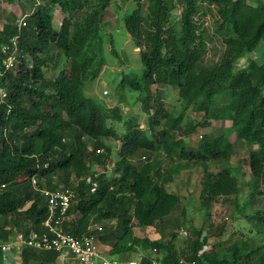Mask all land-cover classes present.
<instances>
[{
  "label": "trees",
  "instance_id": "1",
  "mask_svg": "<svg viewBox=\"0 0 264 264\" xmlns=\"http://www.w3.org/2000/svg\"><path fill=\"white\" fill-rule=\"evenodd\" d=\"M48 1L58 3L69 15L60 31L56 30L53 15L46 7ZM92 1L44 0L28 19V25L21 34V70L0 80L8 91L6 99H0L2 245L13 236L11 232L4 233L8 225L25 235L32 230H43L42 223L48 216L47 202L33 189L32 176L40 174L47 179L50 188L56 186V178L59 180L57 183L72 186L71 177L82 179L88 167L90 148L86 138L94 140L95 151H102L109 150L102 141L103 137H119L117 131L108 126V117L101 104L83 93L88 75L92 72L96 79L105 66L101 26L111 0H97L98 4L90 7ZM129 1L137 3L138 9L125 19V27L140 47L144 71L140 77L142 80L123 78L121 86H131L142 94L146 93L143 105L147 112L152 108L153 85L180 89L184 109L178 116L162 108L156 109L149 117L154 139L139 128H132L123 136L120 160L114 170L116 177L106 182L102 180L91 196L87 195L85 181L75 187L79 201L74 209V197L66 231L74 235L93 234L98 242L101 237L110 240L109 234L98 237V230L89 231V227L93 216L99 213L103 219H113L118 216V208L122 211L115 233L119 240L112 245L111 255L129 253L135 247H141L147 251L148 258L157 250V258L163 264H180L183 258L194 264H224L226 260H221L215 251L200 253V248L195 245L193 252L185 255L173 241L141 238L134 234L133 219L140 227L153 226L165 210L172 211L176 207L179 197L169 192L165 183L155 180L156 163L139 168L130 158L142 151L163 149L171 155L175 149H180L181 161L230 160L235 147L240 144H257L258 150L250 152V168L264 181V65L253 63L238 72L233 69L232 62L212 69L204 64L209 37L205 23L212 21L218 26L217 32L226 37L230 46H234L236 40L229 36L239 29L237 15L240 2L148 0V13L143 15L140 8L143 0ZM174 9H178V13ZM16 34V26L4 27L0 37L1 63L5 57L2 45ZM259 40H264V11L257 19L252 36L243 38V50L237 56L244 50H251ZM51 47L58 48L70 59V68L62 71L55 80L46 78L47 58L53 61L54 56L42 58V54ZM26 53L33 59L32 67L26 62ZM52 89L54 92H49ZM218 95L231 98L225 106V114L216 109ZM189 110L203 112L206 119L227 117L231 124L222 135L203 137L200 149L192 151L176 134L182 129ZM118 119L122 120V116L119 115ZM27 129L34 130L27 133ZM133 202L132 216L128 206ZM101 204L108 205V211L101 212ZM74 215L76 217L72 219ZM2 245L0 264H5L7 256ZM57 257L54 251L25 247L21 264H56ZM255 264H264V258L257 259Z\"/></svg>",
  "mask_w": 264,
  "mask_h": 264
},
{
  "label": "rangeland",
  "instance_id": "2",
  "mask_svg": "<svg viewBox=\"0 0 264 264\" xmlns=\"http://www.w3.org/2000/svg\"><path fill=\"white\" fill-rule=\"evenodd\" d=\"M34 1L0 0V37L6 25L17 26L20 19L31 12L35 5ZM232 1L240 2L237 15L239 29L238 32L231 33L229 36L236 40V44L230 46L226 37L217 32L218 26L211 23L212 21L205 23L209 37L206 40L204 64L212 69L232 62L233 69L238 72L247 69L253 63L263 66L264 40L257 41L251 50H244L240 56L237 54L241 49L243 50V38L252 36L257 19L264 11V0ZM97 4V0H94L90 3V7ZM46 5L53 15L56 30H62L64 21L69 15L58 3L48 1ZM140 8L142 14L147 15L148 0H143ZM136 9L138 4L133 1L111 0L101 26L105 66L96 79L91 72L84 83V95L101 104L108 117V126L115 129L119 135L118 138L103 137L102 141L109 150L102 151H95L94 140L86 138L90 148L87 170L82 179L78 180L72 176L71 182L76 187L80 181H85L88 196L96 192L102 180L106 182L116 177L114 170L120 160L122 138L126 133L132 128H139L154 139L150 130L149 117L154 115L156 109L162 108L173 116L180 115L184 109V98L180 94V89L166 85H153L152 108L151 112H147L143 105L146 93L142 94L140 90H135L131 86H121L123 78L128 80L137 77L136 80H138L144 71L140 47L125 27V19ZM174 10L175 13L179 11ZM45 55L54 56L53 61L47 58L46 78L48 80L57 79L62 71L70 68V59L58 48L47 49L42 54V58ZM25 59L28 66L32 67L33 59L28 53L25 54ZM20 63L21 59L18 56L17 64L8 74H18V70H21ZM3 67L4 64L0 59V80L3 77H9V75L1 74ZM105 91H108V94ZM49 92L53 93L54 90ZM6 93L8 91L0 82L1 100ZM230 102L231 98L218 95L216 109L222 110L225 114V106ZM119 115L122 116V120L118 119ZM203 120H206V123H203ZM199 123L200 125L196 126ZM230 124L227 117L222 120L214 119L213 116L206 119L203 112L189 110L184 118L182 129L177 130L176 134L178 139H184L189 150L196 151L201 147L203 140L200 138L201 135L203 137L222 135ZM32 130L27 129L26 132L29 133ZM258 148L257 144H240L235 147L230 160L208 162L181 161L180 149H175L171 155L159 149L155 152L142 151L131 157V161L139 168L156 163L155 180L165 183L168 191L179 197L176 207L172 211L165 210L153 226L140 227L133 219L134 234L141 238L173 241L180 253L185 255L193 252L192 247L195 245L200 248V253L215 251L221 260H226L224 264H255L257 259L264 258V181L251 171L249 159L250 152ZM144 156L147 157L146 160L143 159ZM56 181L59 180L56 178ZM116 189L117 187L114 191ZM75 197L74 209L79 201L77 193ZM134 205L135 202L128 206L129 214L132 216ZM108 209V205H100L101 212L105 213ZM116 209L118 216L113 219H103L98 213L91 220L92 229L99 232L98 237L104 234H109L111 237L110 240H104L102 237L99 240L101 250L107 254L112 245L119 240V235L115 233L119 228L122 211ZM75 217V215L71 216L72 219ZM7 232H11L13 236L18 235L12 229V225L6 226L4 233ZM2 240L0 233V245L3 243ZM146 253L147 251L143 248L135 247L133 251L125 253L124 258H136ZM235 253L237 255L232 258ZM11 254L7 256L5 264H21L20 258Z\"/></svg>",
  "mask_w": 264,
  "mask_h": 264
},
{
  "label": "built area",
  "instance_id": "3",
  "mask_svg": "<svg viewBox=\"0 0 264 264\" xmlns=\"http://www.w3.org/2000/svg\"><path fill=\"white\" fill-rule=\"evenodd\" d=\"M43 1L35 0V6L41 5ZM30 15L23 16L18 22L19 32L27 27ZM19 38L20 35L17 34L10 43L2 47V52L6 56L5 71L12 69L17 62ZM3 96L5 97L6 94ZM143 159L145 160L146 157ZM33 184L47 201L48 216L42 223L43 230L31 231L29 235L19 234L11 238L8 243L2 245L6 256L14 253L15 257L21 259L22 250L31 247L37 251L56 252L58 254L56 264H163L157 258V250H154L153 256L149 259H146L145 255L133 259H126L123 256H104L93 234L74 235L66 231L65 225L72 207L74 191L65 185H58L54 189L47 185L41 187L37 177H34ZM89 231H93L91 226ZM180 264H194V262L181 259Z\"/></svg>",
  "mask_w": 264,
  "mask_h": 264
},
{
  "label": "clouds",
  "instance_id": "4",
  "mask_svg": "<svg viewBox=\"0 0 264 264\" xmlns=\"http://www.w3.org/2000/svg\"><path fill=\"white\" fill-rule=\"evenodd\" d=\"M34 4H35V1H34ZM38 6H35L34 5V7H33V9L31 10V12H29L28 14H33L34 13V11H35V9L37 8ZM31 15H30V17H31ZM29 17V18H30ZM28 18V19H29ZM18 25V24H17ZM17 27V34H19L20 35V38H19V51H18V53H19V55L18 56H20V59L23 57L22 56V52H21V49H20V39H21V34H22V32H23V30L26 28H24L21 32H19L18 31V26H16ZM16 34V35H17ZM16 35H14L11 39H10V41H8L7 43H5V44H8V43H10L11 41H12V39L16 36ZM5 44H3L2 45V47L5 45ZM1 51H2V49H1ZM3 53V52H2ZM5 56V55H4ZM17 56V57H18ZM5 58H6V56L4 57V60H3V64H4V61H5ZM17 62H18V58H17ZM17 62L15 63V65L17 64ZM21 64V63H20ZM4 69H3V73H1L2 75H7L12 69H10V70H8V71H5V67H3ZM106 92H108V91H105V93ZM108 94V93H107ZM7 97V93H6V96L4 97V98H2V101H4L5 100V98ZM200 138H203V136L201 135L200 136ZM144 157H146V156H144ZM143 157V158H144ZM146 159H147V157H146ZM145 159V160H146ZM34 177H37L38 178V182L40 183V186L42 187V186H44V185H47V179H44V178H42V177H40V174H38V173H36L34 176H32V179H31V185H32V187H33V189L35 190V191H37V192H39L43 197H44V195L39 191V190H37L35 187H34V184H33V179H34ZM81 182V181H80ZM56 184V186L55 187H57L58 185H65L64 183H57V181L55 182ZM48 186V185H47ZM66 186V185H65ZM73 186V187H72ZM72 186H67V187H70L73 191H74V197H75V195H76V189H75V187H74V185H72ZM78 186V185H77ZM49 187V186H48ZM54 187V188H55ZM50 188V187H49ZM54 188H51V189H54ZM74 197H73V199H74ZM45 198V197H44ZM47 202V201H46ZM72 204H73V200H72ZM47 208H48V206H47ZM47 218V217H46ZM45 221V220H44ZM32 231H36V230H32ZM94 231V230H93ZM37 232H42V231H37ZM31 233V231L29 232V234ZM19 234H24V233H18V235ZM14 237H16V236H12L11 238H14ZM98 240V239H97ZM98 245H99V242H98ZM100 248V247H99ZM102 253H103V255L104 256H106V257H112V256H123L124 257V255L125 254H120V255H111L110 253H104V251H102ZM153 253H154V251H153ZM11 254V253H10ZM9 255V254H8ZM7 255V256H8ZM12 255V254H11ZM13 255H15L14 253H13ZM144 255V254H143ZM146 256V259H149L148 258V256L147 255H145ZM139 257V256H138ZM22 258V257H21ZM137 258V257H136ZM127 259H133V258H127ZM20 261H21V259H20ZM56 263H57V261H56Z\"/></svg>",
  "mask_w": 264,
  "mask_h": 264
}]
</instances>
